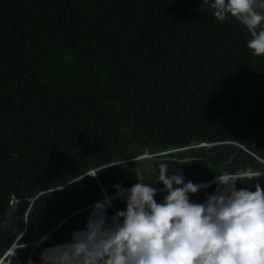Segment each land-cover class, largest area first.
Listing matches in <instances>:
<instances>
[{
  "label": "trees",
  "instance_id": "1",
  "mask_svg": "<svg viewBox=\"0 0 264 264\" xmlns=\"http://www.w3.org/2000/svg\"><path fill=\"white\" fill-rule=\"evenodd\" d=\"M249 39L205 0H0V260L15 245L6 264L39 263L116 184L165 188L161 163L185 183L264 169V55ZM145 153L143 172L120 163Z\"/></svg>",
  "mask_w": 264,
  "mask_h": 264
},
{
  "label": "clouds",
  "instance_id": "2",
  "mask_svg": "<svg viewBox=\"0 0 264 264\" xmlns=\"http://www.w3.org/2000/svg\"><path fill=\"white\" fill-rule=\"evenodd\" d=\"M205 1L212 4L219 21L235 18L244 25L251 35L248 48L256 56L264 55V27H261L264 11H260L264 10V0ZM149 157L145 153L120 163L134 164ZM158 169V180L165 188L142 183L141 177L132 187L116 184L115 193L104 197L115 196L119 187L130 189L124 194L127 195L126 210L112 217L114 226L105 227L103 215L91 218L86 230L77 232L72 243L45 253V264H264V187L256 184L254 191L236 188V181L241 177L264 176V169L224 173L195 183L190 180L185 183L180 173L169 176L167 162L161 163ZM89 175L96 173L92 170L80 180ZM217 179L225 187L214 193ZM210 186L212 191L202 203L190 199V194ZM164 191L167 195L163 202H157V193ZM96 207L101 209L104 204L98 203ZM92 210L93 206L89 216ZM39 240L34 249L41 243ZM15 247L6 251L0 263L4 257H11ZM39 263L29 259L26 264Z\"/></svg>",
  "mask_w": 264,
  "mask_h": 264
},
{
  "label": "bare ground",
  "instance_id": "3",
  "mask_svg": "<svg viewBox=\"0 0 264 264\" xmlns=\"http://www.w3.org/2000/svg\"><path fill=\"white\" fill-rule=\"evenodd\" d=\"M216 184H217V187H216V190H215L214 193H216V191H217L218 189H221V187L219 188V186H220V181H219L218 179L216 180ZM218 184H219V185H218ZM222 188H224V187H222ZM118 190L121 192V191H122V187H119ZM104 198H105V197H104ZM104 198H103V199H104ZM100 200H101V199H100ZM98 201H99V200H98ZM98 201H97V202H98ZM97 202H96V203H97ZM205 202H206V201H205ZM96 203H95V204H96ZM95 204H94V205H95ZM103 204H104L105 206H107V208H108L109 205H110V203L108 202L107 199H106V203H103ZM94 205H93V207H94ZM96 209H97V207H94L93 210L91 211V214H90V216H89V219H88V221H87L85 227H83V228L80 229V230H76V231L73 232V237L70 239V241H72V239L74 238V235H75L76 232L81 231V230H86L87 225H88V223H89V220H90V218H91V215H92L93 211L96 210ZM106 211H107V210H106ZM108 218H109V217H108V215H107V220H108ZM107 220H106L105 226H107V227H111V226L114 224V220H113V218L111 217V218H109L108 221H107ZM70 241H69V242H70ZM69 242H65V243H62V244H67V243H69ZM62 244H53L52 246H49V247L45 248L44 251H45L46 249H51V248H53L54 246L62 245ZM54 249H55V248H54ZM54 249H51V250H54ZM51 250H50V251H51ZM50 251H49V252H50ZM49 252H48V253H49ZM43 255H44V253H43ZM42 260H43V256H42Z\"/></svg>",
  "mask_w": 264,
  "mask_h": 264
},
{
  "label": "rangeland",
  "instance_id": "4",
  "mask_svg": "<svg viewBox=\"0 0 264 264\" xmlns=\"http://www.w3.org/2000/svg\"><path fill=\"white\" fill-rule=\"evenodd\" d=\"M133 165L136 166L141 172H143V171H145V170L148 169V164H147L146 161H144V162H136V163H134ZM218 185H219V184H218ZM105 211H106V209H105ZM101 214H103V213H101ZM107 215H108V217H113V216H114V213H113V214H110V213H108V212L106 211V214H105L104 216L107 218ZM100 216H101V215H100ZM100 216H99V217H100ZM17 222H18V221H16L15 224H13L12 227L8 228V230H9V231L16 230V229H17ZM11 257H12V258H15L16 261H17L16 253H15L14 251H12V253H11ZM4 261H5V260H2V262H1L0 264H4ZM40 263H43L42 260L40 261ZM40 263H39V264H40Z\"/></svg>",
  "mask_w": 264,
  "mask_h": 264
},
{
  "label": "water",
  "instance_id": "5",
  "mask_svg": "<svg viewBox=\"0 0 264 264\" xmlns=\"http://www.w3.org/2000/svg\"><path fill=\"white\" fill-rule=\"evenodd\" d=\"M158 173H159V169H158V168H155V169H154V174H153V177H154L153 183H154L155 185H156V183H157ZM126 189H130V188L125 187L121 192L118 191L117 194H116L115 196H114V195H113V196H105L104 199H107L108 202H109L111 199L113 200V199L116 198V197H119V196L122 197L124 194H128V192L125 191ZM105 190H106V188H105ZM110 204H112V203L110 202ZM88 219H89V216H88L86 222L88 221ZM73 232H74V231H73ZM73 232H72V234H73ZM72 237H73V236H72ZM46 239H48V234L42 236L41 239L39 240V243L42 242V241H44V240H46ZM41 256H43V253H42ZM40 264H44V263H40Z\"/></svg>",
  "mask_w": 264,
  "mask_h": 264
}]
</instances>
